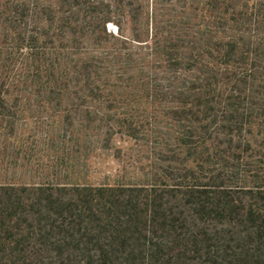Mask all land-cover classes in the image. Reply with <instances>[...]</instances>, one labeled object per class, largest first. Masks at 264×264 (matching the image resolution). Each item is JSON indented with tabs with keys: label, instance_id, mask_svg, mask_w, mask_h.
Listing matches in <instances>:
<instances>
[{
	"label": "trees",
	"instance_id": "obj_1",
	"mask_svg": "<svg viewBox=\"0 0 264 264\" xmlns=\"http://www.w3.org/2000/svg\"><path fill=\"white\" fill-rule=\"evenodd\" d=\"M0 264H264V0H0Z\"/></svg>",
	"mask_w": 264,
	"mask_h": 264
},
{
	"label": "rangeland",
	"instance_id": "obj_2",
	"mask_svg": "<svg viewBox=\"0 0 264 264\" xmlns=\"http://www.w3.org/2000/svg\"><path fill=\"white\" fill-rule=\"evenodd\" d=\"M115 24H109V28L116 30ZM117 147L122 148V154L124 153V140H118ZM123 162L121 158L114 156V152H107L98 154L92 157L89 162V172L86 178L90 182H111L113 183L116 179L120 170L122 169Z\"/></svg>",
	"mask_w": 264,
	"mask_h": 264
}]
</instances>
